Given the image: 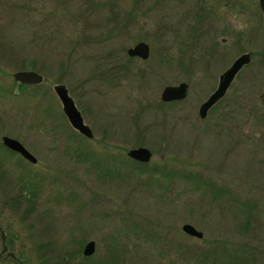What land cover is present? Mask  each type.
Listing matches in <instances>:
<instances>
[{"label": "rangeland", "instance_id": "obj_1", "mask_svg": "<svg viewBox=\"0 0 264 264\" xmlns=\"http://www.w3.org/2000/svg\"><path fill=\"white\" fill-rule=\"evenodd\" d=\"M228 1L0 0V228L17 259L0 264H264V16L256 0ZM138 42L144 61L126 54ZM242 53L250 63L199 119ZM16 71L42 81L21 88ZM180 82L185 98L161 102ZM138 147L146 163L127 157Z\"/></svg>", "mask_w": 264, "mask_h": 264}, {"label": "water", "instance_id": "obj_2", "mask_svg": "<svg viewBox=\"0 0 264 264\" xmlns=\"http://www.w3.org/2000/svg\"><path fill=\"white\" fill-rule=\"evenodd\" d=\"M258 7L264 14V0H258ZM126 54L129 57H138L141 60H145L149 55L148 46L143 42H138L131 48L127 49ZM261 60L264 62V51L261 53ZM249 63V55L247 53L241 54L231 62L229 67L224 72L219 75L218 84L215 90L206 98L204 102L200 104L198 108V117L200 119H203L206 115V112L223 97L237 73ZM12 79L17 84L28 86L39 84L42 81L41 76L33 71H16L12 74ZM186 89L187 86L184 83H179L175 86H165L161 90L160 101L163 103H168L171 101L182 100L186 96ZM53 92L60 103L62 114L64 115L69 126L81 136L90 138V129L83 123L80 113L74 106L72 100L69 98L66 89L62 85H55L53 86ZM1 141L4 146L15 153H18L22 156V158L30 162H34V158L18 141L8 137H2ZM126 155L131 160L140 163H146L151 156L150 151L144 147L130 149L127 151ZM180 230L188 237L196 239H200L202 237L201 232L195 230L191 225L186 223L181 225ZM0 241L1 254L6 251V246L4 244V234L2 232H0ZM93 245L94 244L92 241L87 242L82 250V256H90L93 251ZM6 257L14 258V255L11 252H7Z\"/></svg>", "mask_w": 264, "mask_h": 264}, {"label": "flooded vegetation", "instance_id": "obj_3", "mask_svg": "<svg viewBox=\"0 0 264 264\" xmlns=\"http://www.w3.org/2000/svg\"><path fill=\"white\" fill-rule=\"evenodd\" d=\"M224 2H225V4L223 5V7H225V6H226V7H229V1H228V0H224ZM256 2H257V10H258V12L261 14V16H264V14L260 11V9H259V7H258V0H256ZM215 6H217V4H216ZM224 14H228V13H227V9H225V8H224ZM207 16H210V17H211V16H213V15H207ZM210 17H209V19H211ZM221 26H223V29H224V30H226V28H229V27H230L229 20H228V17H227V16H225V20L222 22V25H221ZM222 42H223V41H222ZM126 51H127V50H126ZM148 51H149V48H148ZM242 54H244V53H242ZM247 54H248V53H247ZM240 55H241V54H240ZM240 55H238V56H240ZM248 55H249V58H250V54H248ZM148 56H149V55H148ZM238 56H237V57H238ZM260 56H261V55H260ZM237 57H236V58H237ZM128 58H135V59H139V60H141V59L138 58V57H129V56H128ZM145 60H146V59H145ZM250 60H251V58H250ZM142 61H144V60H142ZM225 70H226V69H225ZM225 70H224V71H225ZM224 71H223V72H224ZM221 73H222V72H221ZM221 73H220V74H221ZM220 74H219V75H220ZM219 75H218V77H219ZM218 77H217V83H216V86H217V84H218ZM180 83H183V82H180ZM178 84H179V83H178ZM184 84H185V83H184ZM186 86H187V84H186ZM216 86H215V88H216ZM214 90H215V89H214ZM214 90H213V91H214ZM186 92H187V89H186ZM223 96H224V95H223ZM182 100H183V99H182ZM182 100L171 101V102H180V101H182ZM205 100H206V99H205ZM205 100H204V101H205ZM204 101H203V102H204ZM171 102H168V103H171ZM199 106H200V105H199ZM199 106H198V108H199ZM212 107H213V106H212ZM212 107H211V108H212ZM211 108H210V109H211ZM210 109H209V110H210ZM209 110H208V111H209ZM208 111L206 112V115H207ZM78 112H79V111H78ZM197 115H198V109H197ZM206 115H205V117H206ZM80 116H81V115H80ZM205 117H204V118H205ZM204 118H203V119H204ZM199 119H200V118H199ZM201 120H202V119H201ZM84 138H85V137H84ZM90 138H91V137H90ZM90 138H88V139H90ZM1 139H2V138H1ZM12 139H13V138H12ZM86 139H87V138H86ZM14 140H15V139H14ZM16 141H17V140H16ZM1 143H2V141H1ZM2 146H3L4 150H6V152L8 151L7 153H8L10 156H15L17 159H19L20 161H22V162H24V163H25V162H26V163H31V164L35 163V159H34V162H30V161H28V160L22 158V156L19 155L18 153H15L14 151H12V150H10L9 148H7L6 146H4L3 143H2ZM24 149H25V148H24ZM25 150H26V149H25ZM26 151H27V150H26ZM27 152H28V151H27ZM29 154H30V153H29ZM30 155H31V154H30ZM31 156H32V155H31ZM8 157H9V156H8ZM32 157H33V156H32ZM6 164H7V163H6ZM0 167L7 169V168L9 167V165L7 164V166H5L2 162H0ZM0 232H2V233L4 234V232L1 230V228H0ZM4 237H5V235H4ZM4 239H5V238H4ZM0 244H1V241H0ZM4 244H5V243H4ZM5 246H6V245H5ZM82 250H83V249H82ZM7 252H8V251H7V247H6V251H5L4 253H1V254H0V258H1V255L4 254V257H3L2 259H8V258H9L11 261H13V262H17V259H16L15 257H14V258H12V257H6V253H7ZM81 255H82V252H81ZM83 257H84V256H83Z\"/></svg>", "mask_w": 264, "mask_h": 264}, {"label": "trees", "instance_id": "obj_4", "mask_svg": "<svg viewBox=\"0 0 264 264\" xmlns=\"http://www.w3.org/2000/svg\"><path fill=\"white\" fill-rule=\"evenodd\" d=\"M261 64H262V65H264V62H263V61H261ZM19 86L22 88V85H19ZM7 152H8V151H7Z\"/></svg>", "mask_w": 264, "mask_h": 264}]
</instances>
